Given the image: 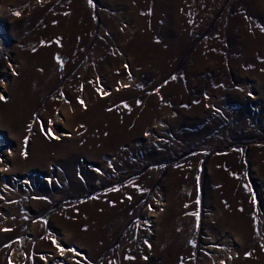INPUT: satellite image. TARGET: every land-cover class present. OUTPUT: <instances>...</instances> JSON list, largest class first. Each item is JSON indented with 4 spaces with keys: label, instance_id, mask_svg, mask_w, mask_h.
Here are the masks:
<instances>
[{
    "label": "rangeland",
    "instance_id": "rangeland-1",
    "mask_svg": "<svg viewBox=\"0 0 264 264\" xmlns=\"http://www.w3.org/2000/svg\"><path fill=\"white\" fill-rule=\"evenodd\" d=\"M40 55L52 84L8 124L2 108ZM92 85L100 112L69 123V96L89 108ZM0 96V264H165L174 178L194 209L175 264H264V0H0ZM133 102L141 132L97 155L96 122ZM38 132L49 146L30 162ZM122 190L106 237L88 214Z\"/></svg>",
    "mask_w": 264,
    "mask_h": 264
},
{
    "label": "bare ground",
    "instance_id": "bare-ground-1",
    "mask_svg": "<svg viewBox=\"0 0 264 264\" xmlns=\"http://www.w3.org/2000/svg\"><path fill=\"white\" fill-rule=\"evenodd\" d=\"M59 24H61V23H59ZM74 40H75V38H74ZM75 44H76V41H74V45ZM75 47H76V45H75ZM81 55H82V50H78V53H77V51H74L73 61L77 62L78 59L81 58ZM37 57H38L37 61H33V60L31 61V64H30L28 71H27V74L25 77H23V82H22L23 87H22V89L17 88L15 95H14L15 96L14 101L12 103H10L9 105L2 108L1 113H3V116L7 118L8 124H10V122H13V121H19V123L22 125L26 121H29L30 118L32 117L33 113H34V110L39 107L40 102H41V97L47 91L48 85L51 86V84H52L51 78H53L52 77L53 74L55 75V73H56L55 65L49 61H46L42 57V55L37 56ZM73 66H74V63H72L70 66H68L66 68V72L71 73ZM112 85H113V83H112ZM95 93H96V86L95 85L89 86L86 89L85 100H86V102L88 101L90 103L89 108L87 106H85L88 108V110L86 108L87 111L85 110V107L82 108L79 105L77 106L75 104V100H74L73 95L69 96V100H70L69 102L71 105L73 104L72 107H74V111H75V114H74L75 117L72 120H69L68 121L69 123H72L75 126H77V123H79V124L81 122L85 123L86 122L85 120H84L85 122L83 120L82 121H78V120H81V118H83V117L85 118V116H87V115H92V114L94 115L97 111L100 110V108L104 105L105 101L102 102V100L100 98L96 97ZM127 95H129V93ZM105 97H106V95H105ZM117 97L118 96L116 95L115 99H119V100L122 99V97H118V98ZM130 98L132 99L131 96H130ZM85 100H84V102H85ZM132 101H133V99H132ZM53 105L54 104L48 105V108H47L48 113L45 114L44 118L50 116V113L53 110ZM134 109H135V105L133 102V110H132L131 115L124 116V115H122V112H120L119 114H114L112 112L108 117L101 119V120H98L96 122L95 128L98 131H100V133L103 134L101 137V141H98V144H97V145H99L98 146L99 149L97 147V150H96L97 155L101 154L103 150L104 151L105 150L106 151H112L115 149L116 150L119 149L120 146L122 147L126 142L132 140L134 136L138 135L141 132L142 123H141V121L136 120V118H135L136 112ZM83 110H85L86 112L84 113ZM62 111H63V114L66 113L64 110H62ZM62 111L59 112L61 114L60 116L63 115ZM120 116L125 117L123 119V121H120ZM88 118H89V116H88ZM72 124H70V125H72ZM117 125H119V128H117ZM72 128H74V127H72ZM96 129H94V130H96ZM116 131H117V135H115ZM42 134H44V133L38 132L34 141L32 142L30 150L32 151L33 155L30 156V158L28 160L30 162H34L38 158V156L41 155L46 150V148L49 146V144L47 143L48 141H46V139L44 138V136ZM58 136H59V138H57L55 136L56 137L55 140H57L59 142H61L62 137H65L64 134H60ZM95 140H96V137H95ZM69 149H71V150H65V153H64V155L67 158H70L74 154V151H72V150H74V148L70 147ZM73 171L74 170L70 171L71 174L73 173ZM0 172H1V170H0ZM23 184H25V183H23ZM174 184L176 186V190L174 193V197H172V200L174 202L175 208H173L172 217L166 223L165 235L161 241L162 246L165 250L161 254V257L163 256V260H164L165 264H175L179 258V255L183 254L185 252L186 247H184V245L188 241V234H187L188 225L192 223V217L194 215V209L192 208L193 207V197H192V193H189L188 188L186 187V179L174 178ZM123 192H124V190H122V192H120V193H117L115 195V198L117 197V195L120 198H116V200H114V204L112 206L104 208L102 210L101 214H97V215L96 214L95 215L88 214L89 215L88 220L93 221V222H91L93 224L96 222L95 226L98 227V225H100V226L101 225L102 226L107 225V230H108L107 235L108 236L106 235V237H109L111 235L110 234L111 229H108V227L110 228L113 226V228H115L118 225V220L120 219L121 214L129 206V200L130 199L124 200L121 196ZM184 204L188 205L187 209L183 208ZM225 224H226V222H222L221 226L225 227ZM110 225H112V226H110ZM97 231H99V230H97ZM103 239H104L103 244H105L109 238H105V236H104ZM85 243H86L85 245H86L87 249H90L93 254H96V250H97V252L102 251V250H100V248L103 247L102 246L103 244H101L99 247H97V245L93 246L92 243L86 239H85ZM167 254L172 256V258L170 260L166 259Z\"/></svg>",
    "mask_w": 264,
    "mask_h": 264
},
{
    "label": "snow or ice",
    "instance_id": "snow-or-ice-1",
    "mask_svg": "<svg viewBox=\"0 0 264 264\" xmlns=\"http://www.w3.org/2000/svg\"><path fill=\"white\" fill-rule=\"evenodd\" d=\"M0 99H3V97H2V96H0Z\"/></svg>",
    "mask_w": 264,
    "mask_h": 264
}]
</instances>
